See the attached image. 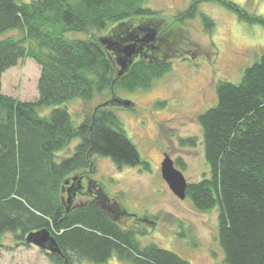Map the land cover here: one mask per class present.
Returning a JSON list of instances; mask_svg holds the SVG:
<instances>
[{"label":"trees","instance_id":"obj_1","mask_svg":"<svg viewBox=\"0 0 264 264\" xmlns=\"http://www.w3.org/2000/svg\"><path fill=\"white\" fill-rule=\"evenodd\" d=\"M146 1L0 0V33L21 32L0 40V242L11 233L29 246L28 235L47 228L63 253L43 250L52 264H105L113 256L126 264H191L155 243L142 245L134 229L122 227L108 212L106 200L103 206L90 201L69 211L62 201L69 175L97 171L96 155L111 158L120 169L143 163L111 99L95 106L79 125L69 102L116 95L119 88L151 89L172 70L170 38H181L178 27L200 17L213 32L214 19L200 9L205 1L264 26L263 16L231 1L192 0L172 18L145 7ZM138 27L157 28L158 40L119 76L116 56L101 39L127 38ZM69 33L84 36L69 38ZM26 57L41 70L35 101L3 92V74ZM216 93L215 105L197 116L209 170L189 182L186 197L200 212L218 210V242L226 264H264V50L240 82L221 80ZM49 107L48 114L42 112ZM74 139L80 142L73 154L58 156ZM182 142L196 145L194 138ZM176 164L185 168L181 159Z\"/></svg>","mask_w":264,"mask_h":264},{"label":"rangeland","instance_id":"obj_2","mask_svg":"<svg viewBox=\"0 0 264 264\" xmlns=\"http://www.w3.org/2000/svg\"><path fill=\"white\" fill-rule=\"evenodd\" d=\"M226 1L264 17V0ZM191 3L192 0H148L144 6L172 18L187 10ZM200 9L214 19L213 32L206 30L200 17L185 21L183 28L178 27L181 38H170L169 57H174L171 59L172 70L149 90L117 89L116 96L130 100L133 108L111 105L136 145L141 161L148 166L141 163L120 169L111 158L96 155L97 172L93 179L107 191L111 202L151 221L140 225V221L135 223L132 217L120 221L122 226L129 228H134L132 224L139 226L136 237L142 245L155 243L191 264H226L218 242V210L200 212L189 198L179 199L162 176L161 161L164 153L172 159H181L185 168L175 165L189 182L199 181L209 170L197 116L217 102L216 84L219 81L240 82L245 69L260 59L264 50V26L243 20L235 10L216 1H205ZM103 34L105 31L100 33ZM13 35L19 36L21 32L14 29L0 33V40ZM67 36L84 35L69 33ZM188 51L195 58H185ZM40 73V66L33 58L21 59L3 74V92L21 101L37 100ZM111 96L107 92L96 95L90 102L79 99L69 102L75 125ZM160 102L166 104L162 106ZM52 108L42 112L48 114ZM189 138L195 139V146L183 144L182 141ZM79 142L74 139L58 156L73 154ZM0 264L52 262L40 247L26 246L7 233L0 242ZM105 264L126 263L113 256Z\"/></svg>","mask_w":264,"mask_h":264},{"label":"water","instance_id":"obj_3","mask_svg":"<svg viewBox=\"0 0 264 264\" xmlns=\"http://www.w3.org/2000/svg\"><path fill=\"white\" fill-rule=\"evenodd\" d=\"M157 40V28L138 27L134 29L127 38H104L101 39V42L106 45L107 49L114 52L117 63L120 66L118 75L122 76L129 69L134 60L140 55V53H142L146 47L148 48L154 45ZM114 100L125 107H130L131 105H133L130 100H120L116 98L115 94H113V99L111 100V102H113ZM107 104L108 102L104 103V105ZM161 173L172 192L179 199L184 200L187 196L186 192L189 181L187 180L183 172L176 167L174 160L168 154L165 155V158L162 161ZM74 180L76 182L72 185L68 197V203L70 205L73 203L76 191L80 188L77 178H74ZM66 183H68V181ZM27 241L48 252L63 254L56 238L47 228H44L37 232H31L27 237Z\"/></svg>","mask_w":264,"mask_h":264},{"label":"flooded vegetation","instance_id":"obj_4","mask_svg":"<svg viewBox=\"0 0 264 264\" xmlns=\"http://www.w3.org/2000/svg\"><path fill=\"white\" fill-rule=\"evenodd\" d=\"M153 46L154 45L150 46V49L153 48ZM145 49H147V47ZM156 49H158V48H156ZM185 58L192 60L193 58H195V55L190 54L188 51L185 54ZM115 97L120 99V100H125V99L120 98L116 95H115ZM112 99H113V94L111 96V100ZM113 102L115 104H119L115 100ZM113 102H111V103H113ZM119 105H121V104H119ZM166 154L167 153H164V156H163L164 158H165ZM164 158L162 159V161L164 160ZM173 160H174V163L176 164L177 159H173ZM162 161H161V165H162ZM95 173H91L88 170H80V171H76L75 173L69 175V177L67 179L68 183H66L62 189V201L64 203V206L66 207V210L69 211L72 209L81 208V207L85 206L90 201L98 202L99 204H102V206H103V205H105L104 200H106L107 206L105 208L108 210L109 213H111L113 216H115L116 221L121 226H122V224L120 223V221L122 219H130V217L135 219V223L140 221L139 225L141 224V222L143 223L146 221L151 223V221L148 220V218L146 216H141L142 217L141 218L137 214L129 213L125 208H122L117 202H111L110 201L111 197L107 193V191L99 184V182L97 180L93 179V175ZM74 178H77V181H78L80 188L76 191L75 197L73 199V203L70 205L68 203V197H69V191H70L72 185L76 182L74 180ZM132 225L134 226V228H131V229H134L138 233L137 228H139V226L136 227L135 224H132ZM122 227L129 228L126 226H122Z\"/></svg>","mask_w":264,"mask_h":264}]
</instances>
